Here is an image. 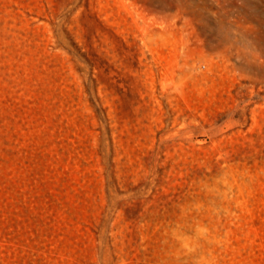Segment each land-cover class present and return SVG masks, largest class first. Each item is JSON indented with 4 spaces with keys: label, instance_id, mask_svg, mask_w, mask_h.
Returning a JSON list of instances; mask_svg holds the SVG:
<instances>
[{
    "label": "rangeland",
    "instance_id": "rangeland-1",
    "mask_svg": "<svg viewBox=\"0 0 264 264\" xmlns=\"http://www.w3.org/2000/svg\"><path fill=\"white\" fill-rule=\"evenodd\" d=\"M0 264H264V0H0Z\"/></svg>",
    "mask_w": 264,
    "mask_h": 264
}]
</instances>
